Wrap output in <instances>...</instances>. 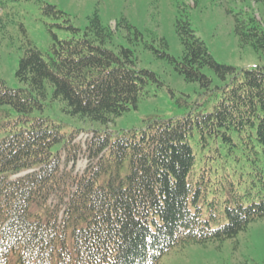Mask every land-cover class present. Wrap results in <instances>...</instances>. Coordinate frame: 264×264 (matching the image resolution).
Wrapping results in <instances>:
<instances>
[{
    "label": "trees",
    "instance_id": "obj_1",
    "mask_svg": "<svg viewBox=\"0 0 264 264\" xmlns=\"http://www.w3.org/2000/svg\"><path fill=\"white\" fill-rule=\"evenodd\" d=\"M177 25L182 55L162 57L188 82L209 85L203 68L223 80L213 111L150 120L114 140L93 131L86 151L96 163L72 177L61 206L48 201L62 180L53 148L65 139L45 118H29L43 111L46 85L70 114L105 126L135 109L158 79L135 69L130 50L106 48L113 32L96 15L81 34L69 27L73 37L56 40L45 55L29 44L16 71L22 89H9L0 79V105L10 106L23 123L2 136L0 127V264H157L175 247L232 239L264 220V200L244 206L235 198L223 207L225 222L212 227L217 203L189 183L195 157L187 141L195 134L203 145L210 139L232 147L233 134L245 133L264 156V68L219 65L187 21ZM235 31L264 53L259 26L242 24ZM66 140L69 145L73 137Z\"/></svg>",
    "mask_w": 264,
    "mask_h": 264
},
{
    "label": "rangeland",
    "instance_id": "obj_2",
    "mask_svg": "<svg viewBox=\"0 0 264 264\" xmlns=\"http://www.w3.org/2000/svg\"><path fill=\"white\" fill-rule=\"evenodd\" d=\"M93 15L113 32L106 48L130 50L135 69L154 74L158 81L149 83L147 95L135 109L112 118L105 126L70 114L46 85L43 111L33 112L29 118H45L64 139L73 137L71 144L62 140L53 148L59 156L62 180L49 198L52 207L61 206L60 199L72 177L96 163L86 151L93 131H106L114 140L124 132L141 129L150 120L166 121L213 111L223 80L212 69L203 68L209 85L188 82L171 60L162 57L166 53L178 60L182 55L178 20L188 22L217 64L236 70L264 68L263 51L242 43L235 31L237 26L252 23L264 32V0H0V79L9 89H22L16 71L28 45L45 55L56 40L73 37L69 27L81 34ZM18 119L19 114L10 106L0 105L1 136L23 125ZM187 141L195 157L189 183L203 190L204 200L217 203L219 218L212 222L213 228L225 222L223 207L233 206L235 198L244 206L264 200V156L256 141L248 142L245 133L233 134L232 147L210 139L203 145L195 134ZM201 170L205 173L203 180L199 178ZM204 206L202 217L209 209ZM157 264H264V220L252 222L232 239L175 247Z\"/></svg>",
    "mask_w": 264,
    "mask_h": 264
}]
</instances>
